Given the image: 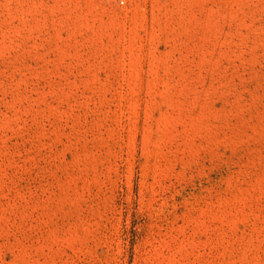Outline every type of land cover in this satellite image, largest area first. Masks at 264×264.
<instances>
[{
  "label": "rangeland",
  "instance_id": "rangeland-1",
  "mask_svg": "<svg viewBox=\"0 0 264 264\" xmlns=\"http://www.w3.org/2000/svg\"><path fill=\"white\" fill-rule=\"evenodd\" d=\"M0 264H264V0H0Z\"/></svg>",
  "mask_w": 264,
  "mask_h": 264
}]
</instances>
